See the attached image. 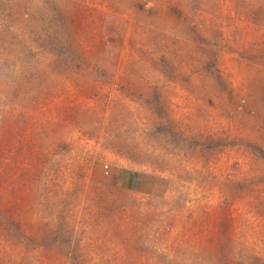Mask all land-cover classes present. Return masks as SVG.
I'll return each instance as SVG.
<instances>
[{"label": "rangeland", "instance_id": "rangeland-1", "mask_svg": "<svg viewBox=\"0 0 264 264\" xmlns=\"http://www.w3.org/2000/svg\"><path fill=\"white\" fill-rule=\"evenodd\" d=\"M0 264H264V0H0Z\"/></svg>", "mask_w": 264, "mask_h": 264}]
</instances>
